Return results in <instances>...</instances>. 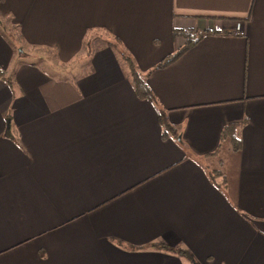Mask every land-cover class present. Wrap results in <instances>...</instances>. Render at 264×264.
<instances>
[{
	"label": "crops",
	"instance_id": "obj_1",
	"mask_svg": "<svg viewBox=\"0 0 264 264\" xmlns=\"http://www.w3.org/2000/svg\"><path fill=\"white\" fill-rule=\"evenodd\" d=\"M0 69V264H264V0H2Z\"/></svg>",
	"mask_w": 264,
	"mask_h": 264
},
{
	"label": "trees",
	"instance_id": "obj_2",
	"mask_svg": "<svg viewBox=\"0 0 264 264\" xmlns=\"http://www.w3.org/2000/svg\"><path fill=\"white\" fill-rule=\"evenodd\" d=\"M0 1H2V0H0ZM214 32H216V31L211 30V29H204V30L199 31V32L178 30L177 33L181 34L183 36V38L185 40L184 43L179 48H177L176 50H174V51L166 54L165 56H163L147 72H150L153 68H160V67L167 66L171 62L175 61L188 48H190L192 45L197 43L205 34H207V33L212 34ZM107 43L115 51L119 60L126 66V68L128 70L130 82H131V85H132V88H133L135 95L140 99L148 100L153 105V107H155L159 123L163 127L162 136H164L165 133H167V134L170 132L172 133L173 129L165 120L164 110L157 106L156 98H155L154 94L152 93L151 89L149 88L148 84L145 81V74H147V72L143 74L137 70V67L134 64L132 57L129 55L128 51L124 48V45L122 44V41L119 38H117L113 35H110ZM84 46L86 47V55H87L91 51L90 41L89 40L85 41ZM0 75L2 77L4 75V72L2 69H0ZM228 128H230V127H224L222 129L221 133L224 134ZM234 148L237 149L238 146L235 145ZM215 171H218V170L213 169L210 171V173H208L212 179L215 176H217V174H218V173H214ZM154 246L156 248L168 250V251H170L174 254H177L179 256H184L188 259H191V255L189 254V252L181 246L172 247V246H169L167 243H164V242L155 243Z\"/></svg>",
	"mask_w": 264,
	"mask_h": 264
},
{
	"label": "rangeland",
	"instance_id": "obj_3",
	"mask_svg": "<svg viewBox=\"0 0 264 264\" xmlns=\"http://www.w3.org/2000/svg\"><path fill=\"white\" fill-rule=\"evenodd\" d=\"M11 36H12V32H11V30H10L9 27H8L7 30H6V39H7V38H11ZM166 41H168V40L166 39ZM17 42H19V41H17ZM159 47L164 49V47H165V41H164V38L161 39V43L159 44ZM36 54L39 55V57H41V58L43 59V61H42V66L45 67V65H49L50 70H51V68H52L53 70H55V71L58 70V66H57L56 63H55V60H54V61H50L51 57H49V55H47L46 52H44V51H36ZM19 55H23V54H21V51H19ZM129 55H130V54H129ZM24 57H26V58H27V57L30 58L31 56H30L29 54L24 53ZM49 58H50V59H49ZM86 58H87V57H84V56H83V58H80V61H82V63H83V62H85V59H86ZM37 60H38V59H37ZM45 61H47L48 64H47ZM76 63H78V62H76ZM153 66H154V65H153ZM153 66H152V67H153ZM152 67L150 66V69H151Z\"/></svg>",
	"mask_w": 264,
	"mask_h": 264
}]
</instances>
